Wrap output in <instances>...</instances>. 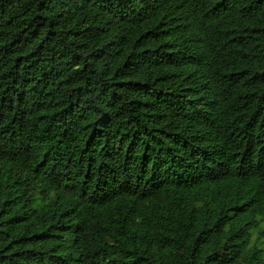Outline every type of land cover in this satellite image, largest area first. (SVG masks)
<instances>
[{
    "label": "trees",
    "instance_id": "16d2710c",
    "mask_svg": "<svg viewBox=\"0 0 264 264\" xmlns=\"http://www.w3.org/2000/svg\"><path fill=\"white\" fill-rule=\"evenodd\" d=\"M0 264H264V0H0Z\"/></svg>",
    "mask_w": 264,
    "mask_h": 264
}]
</instances>
